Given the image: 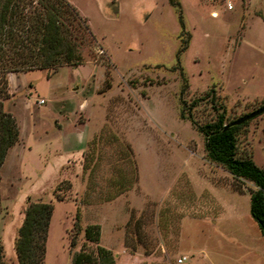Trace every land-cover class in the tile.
Returning a JSON list of instances; mask_svg holds the SVG:
<instances>
[{"label": "rangeland", "instance_id": "374dc122", "mask_svg": "<svg viewBox=\"0 0 264 264\" xmlns=\"http://www.w3.org/2000/svg\"><path fill=\"white\" fill-rule=\"evenodd\" d=\"M68 1L95 37L83 62L6 73L19 135L0 168L4 263L29 199L53 204L42 264H72L76 205L113 264H264L253 184L207 158L192 122L214 117L206 91L228 120L264 99V0ZM237 149L264 168V110Z\"/></svg>", "mask_w": 264, "mask_h": 264}, {"label": "trees", "instance_id": "16d2710c", "mask_svg": "<svg viewBox=\"0 0 264 264\" xmlns=\"http://www.w3.org/2000/svg\"><path fill=\"white\" fill-rule=\"evenodd\" d=\"M169 2L180 12L178 1ZM179 20L181 22L180 13ZM94 41L85 18L68 0H0V168L7 150L18 141L19 135L14 116L2 107L1 99L8 94L6 73L41 68L55 70L62 65L80 64L83 57L79 48ZM210 92L204 95L214 107V117L203 124L192 122L203 135L207 158L222 165L234 179H246L253 184L249 190V211L264 236V168L255 163L250 152L242 153L237 149L238 131L250 118L238 123L234 121L241 116L228 120L224 106L215 105V94ZM262 106L264 99L256 108ZM189 116L192 117L190 112ZM58 190L59 184L53 193L57 200H63ZM52 212L51 201L27 199L13 242L17 264H42ZM79 234H82V242L72 254V264H113L112 252L98 244V224L88 223L82 227L76 205L70 246L76 244ZM0 264H5L1 242Z\"/></svg>", "mask_w": 264, "mask_h": 264}, {"label": "water", "instance_id": "95a60500", "mask_svg": "<svg viewBox=\"0 0 264 264\" xmlns=\"http://www.w3.org/2000/svg\"><path fill=\"white\" fill-rule=\"evenodd\" d=\"M263 110H264V106H262V107H258V108H256V109H254V110H252V111L246 113L245 115L241 116L240 118L236 119V120L234 121V123H238V122H241V121H243V120H245V119L251 118V117H253V116H255V115L261 113Z\"/></svg>", "mask_w": 264, "mask_h": 264}, {"label": "built area", "instance_id": "2783aa9c", "mask_svg": "<svg viewBox=\"0 0 264 264\" xmlns=\"http://www.w3.org/2000/svg\"><path fill=\"white\" fill-rule=\"evenodd\" d=\"M185 258H186V256L183 255V256H181V257L178 258V261H179V262H182Z\"/></svg>", "mask_w": 264, "mask_h": 264}]
</instances>
